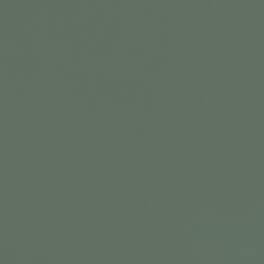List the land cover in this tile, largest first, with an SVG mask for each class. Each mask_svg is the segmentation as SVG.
<instances>
[{
  "label": "water",
  "instance_id": "95a60500",
  "mask_svg": "<svg viewBox=\"0 0 264 264\" xmlns=\"http://www.w3.org/2000/svg\"><path fill=\"white\" fill-rule=\"evenodd\" d=\"M0 264H264V0H0Z\"/></svg>",
  "mask_w": 264,
  "mask_h": 264
}]
</instances>
